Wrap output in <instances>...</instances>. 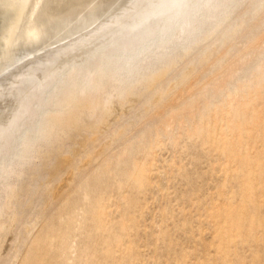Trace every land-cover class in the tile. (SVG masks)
<instances>
[{"label": "rangeland", "instance_id": "374dc122", "mask_svg": "<svg viewBox=\"0 0 264 264\" xmlns=\"http://www.w3.org/2000/svg\"><path fill=\"white\" fill-rule=\"evenodd\" d=\"M214 1L170 0L129 35L126 38L129 41L125 39L124 45L122 42L118 45H123V49L116 48L124 50L128 46L143 45L155 33L165 31L182 19L187 27L188 21L201 9L210 10ZM254 1L245 0L242 5H238V0L229 1L231 12L224 15L226 20L220 22L211 35L196 38L187 52L178 45L169 62L163 59L141 71L158 73L160 78L151 87L145 85L144 77L131 87L139 78L138 73L134 74L136 79L133 76L129 83L120 86V91L106 86V92L100 97L105 108L93 116L83 115L78 123L82 131L78 127L67 129L57 134L58 138L54 130V136L46 138V132L33 129L38 121L50 120L56 115L60 94L55 99L57 102L53 100L28 122L30 124H25L0 146V264H264L262 140L258 138L260 135L252 137L250 130L242 131L241 135L232 130V122L240 125L247 122V125L249 117L246 114L253 109H264V86H259L264 83V39H261L264 37L261 30H264V0ZM238 15L247 17L242 19L248 24L243 25L248 30L243 31V27L235 24L236 34L232 39L223 40L231 33L234 20L240 18ZM259 20L263 21L262 26L258 25L261 24ZM239 32L242 36H237ZM247 45L253 51L248 53ZM206 49L213 51L211 56ZM221 72L226 75L222 76ZM102 73L94 75L96 80L104 76ZM182 77L183 85H180ZM252 82L256 86L260 82L257 88H262L255 91L256 96ZM219 84L226 86V90L221 86L218 89ZM185 89H191V93L187 91L190 93L187 94ZM242 90L244 95L240 93ZM238 94L246 101L251 96L254 103L249 99L248 107L233 110L229 117L231 99L234 96L237 99ZM212 96L216 99L212 100ZM207 102L210 107L198 111L196 123L188 127L184 122L183 128L176 129L179 112ZM216 105L223 111L215 119L211 112ZM95 121L102 129L96 136L85 126ZM154 127L161 130L158 138L147 136L149 129ZM202 129H206L204 134H200ZM34 134L38 139H34ZM16 135L19 137H14ZM230 147L231 153H237L230 154ZM25 149L30 150V155L25 159L13 158L17 172L10 176L8 164L1 162L3 157L9 161L14 151ZM62 159H73L76 166L54 168ZM107 162L105 172L99 171ZM90 171L94 174L87 182ZM84 179L87 182L85 194L81 185ZM9 183L13 185L12 191L5 196ZM65 196L68 201H64ZM65 202L70 207L68 213L63 211V214ZM223 207L231 210V215L235 210L241 213L243 210L240 221L217 215ZM48 226L52 230L47 233Z\"/></svg>", "mask_w": 264, "mask_h": 264}, {"label": "water", "instance_id": "95a60500", "mask_svg": "<svg viewBox=\"0 0 264 264\" xmlns=\"http://www.w3.org/2000/svg\"><path fill=\"white\" fill-rule=\"evenodd\" d=\"M170 0H0V146Z\"/></svg>", "mask_w": 264, "mask_h": 264}, {"label": "bare ground", "instance_id": "6f19581e", "mask_svg": "<svg viewBox=\"0 0 264 264\" xmlns=\"http://www.w3.org/2000/svg\"><path fill=\"white\" fill-rule=\"evenodd\" d=\"M231 1H233V0H216V1H214L213 2V4H211L210 6H211V8H210V10H206L205 8V11L203 10L202 11V9H201V11L200 12H198L199 14L198 15H196L193 19H191L190 21H188L189 22V24H188V26L186 27V21H185V19L183 20H180L177 24H173V26H170V27H168L167 29H165V31L164 30H161V31H158L157 33H155L154 34V36H152V38L151 39H149V41L146 43L145 42V44H143V45H136V46H134V48H131V46H126L125 45V47H127V48H131V50H129V49H127V48H124V50H121V49H117L118 47L120 48V47H122L123 45H124V43H123V41H122V43H123V45L122 46H117V48L115 47L110 53H108L103 59H101L96 65H94L89 71H87L82 77H80L75 83H73L69 88H67L61 95H60V97H59V99L60 100H58V103L60 102V105L58 106V109L54 112L55 114V116H53V118L52 119H50V120H46V121H36L37 123L35 124V126H34V128L33 129H35L37 132H46L45 133V137L46 138H50V136L51 137H53L54 135L56 136L57 134L59 135V134H61L63 131H65V130H69V129H73V128H75V127H78V123H79V121H81L83 118H82V116L83 115H86V116H93L96 112H98V113H100L101 112V110L103 109V108H105V106L103 107V100L101 101L100 100V97L102 96V94L103 93H105L106 92V90H104V89H106L105 87L106 86H110L112 89H119V87L120 86H122L123 84H125V83H129V81L131 80V78L134 76V74L135 73H138L137 75L139 76V78L138 79H136L137 77V75L136 76H134L133 78L134 79H136V80H134V82H132L133 83V85L131 86V87H134L135 85H137L138 83H140V81H141V78H143V79H145V81H146V86L148 87H151L160 77H159V75H157L156 73H149V74H144L143 72H141V71H143L145 68H150L151 66L153 67L154 65H155V63H157V62H159V61H162L163 59H165V60H167V62H169L170 60H171V57L173 56V51L175 52V49L178 47V45L180 46V48L182 49V47L184 48V51H188L191 47H192V44H193V42H194V40L196 39V38H198V37H200V36H203V35H211V33H213L214 32V30L217 28V25L220 23V22H222V21H224V15H226L227 13H229V12H231V10H232V4L230 5H228V3H230ZM245 1V0H244ZM243 0H238V5H242V3H245ZM206 2V1H205ZM255 3H256V0L254 1ZM205 4V3H204ZM262 4V3H261ZM181 5V4H180ZM237 5V6H238ZM247 5H248V3H247ZM250 5H252V4H250ZM209 6V5H208ZM190 7V6H189ZM194 7V6H193ZM206 7V6H205ZM241 7V6H240ZM237 8V7H236ZM239 8V7H238ZM261 8V7H260ZM191 9V8H190ZM242 9V8H241ZM167 10V9H166ZM165 10V11H166ZM200 10V9H199ZM226 10V11H225ZM247 10V9H246ZM263 10V9H262ZM261 10V11H262ZM223 11L224 12H226L225 14L223 13ZM243 12H244V10H243ZM190 13V12H189ZM173 14V13H172ZM197 14V13H196ZM249 14V13H248ZM251 15V14H250ZM259 15V14H258ZM186 16V15H185ZM190 16V15H189ZM227 16V15H226ZM239 16V15H238ZM240 16H242L241 14H240ZM239 16V17H240ZM247 16V15H246ZM254 16V15H253ZM252 16V17H253ZM243 17H245V15L243 16ZM242 17V18H243ZM251 17V16H250ZM257 17V16H256ZM241 17L240 18H238L237 17V20L235 21L234 20V22L235 23H233V25H232V30H231V33L230 34H228L227 35V33H225L227 36H225L224 38H223V40H227V39H230V37L232 36H234L235 34H236V31H235V29H234V25L235 24H237V25H235L236 27H243L242 28V30L244 31V29H246L247 28V26H246V28L243 26L244 25V23L246 22H244V20L242 19ZM245 18H247V17H245ZM244 18V19H245ZM256 19V18H255ZM258 19H260V18H258ZM258 19H256L257 21H258ZM264 19V18H263ZM226 20V19H225ZM246 20H248V19H246ZM253 21V20H252ZM259 21H261V24L259 23L258 25H261L262 26V22L264 21H262V20H259ZM165 22V21H164ZM169 22H171V21H169ZM251 23V22H250ZM258 23V22H257ZM245 25H248V24H246L245 23ZM255 25V24H254ZM263 25H264V23H263ZM249 26L250 27H252L250 24H249ZM261 26L259 27L260 29H261ZM227 27V26H226ZM255 27V26H254ZM165 28V27H164ZM230 28V27H229ZM141 29V28H140ZM239 31H240V29H238ZM246 30H248V29H246ZM245 30V31H246ZM249 30H250V28H249ZM251 30H252V28H251ZM256 30V28L254 29V31ZM262 31H264L263 29H261ZM156 31V30H155ZM228 31H229V29H228ZM248 33H249V31H247ZM247 32H246V34H247ZM251 32H253V31H250V33ZM240 33H242V32H239L238 34H237V36L239 35V36H242ZM135 34V33H134ZM244 34V33H243ZM261 34V33H260ZM151 35H153L152 34V32H151ZM254 35V34H253ZM131 36V35H130ZM237 36H235V37H237ZM245 38H246V35H243ZM250 36H252V35H250ZM255 36V35H254ZM262 36V35H261ZM232 37H231V39H232ZM234 37V38H235ZM253 37V36H252ZM251 37V38H252ZM233 38V39H234ZM243 38V37H242ZM244 38V39H245ZM137 39V38H136ZM148 39V38H147ZM146 39V40H147ZM238 39H240V41H242V40H244V39H242L241 40V38H238ZM261 39H264V37L262 38L261 37ZM127 40V39H126ZM254 40V39H253ZM127 41H129V40H127ZM138 41V40H137ZM202 41V40H201ZM124 42H126V41H124ZM251 42V41H250ZM259 42V41H258ZM137 43V42H136ZM140 43H141V41H140ZM144 43V42H143ZM252 43V42H251ZM126 44V43H125ZM120 45H121V43H120ZM130 45V44H129ZM250 45V44H249ZM248 46V45H247ZM262 47V46H261ZM231 48V47H230ZM246 48V47H245ZM250 47L248 46L247 47V49H248V53H249V50L250 51H253L251 48L249 49ZM122 49H123V47H122ZM235 49V48H234ZM261 49V48H260ZM207 51H205V52H207L208 53V55H210V54H212V50L211 49H206ZM229 50V49H228ZM232 50H233V48H232ZM231 50V51H232ZM230 51V50H229ZM247 51V50H246ZM246 51H244V52H246ZM260 51H262V50H260ZM204 52V53H205ZM243 52V54H245ZM256 52V51H255ZM226 53H228V52H226ZM252 52H250V54H251ZM247 54V53H246ZM193 55V54H192ZM224 55H225V53H224ZM223 55V56H224ZM199 56V55H198ZM211 56V55H210ZM228 56V55H227ZM245 57V56H244ZM219 58H221V57H218V59ZM224 58V57H223ZM243 58V57H242ZM194 59V58H193ZM217 59V64H219V60ZM236 60V59H235ZM234 60V61H235ZM243 60V59H242ZM237 61V60H236ZM242 62V61H241ZM222 63H224V62H222ZM222 63H220V64H222ZM234 63H237V62H234ZM234 63H232L231 65H233ZM158 64V63H157ZM200 64V63H199ZM227 64H229V63H227ZM244 64V63H243ZM164 65V64H163ZM234 65H236V64H234ZM233 65V66H234ZM263 65V64H262ZM229 66V65H228ZM228 66H227V68H228ZM242 65H239V67H241ZM165 67V66H164ZM219 67V65L217 66V68ZM232 67V66H231ZM237 66H235V68H234V70L235 69H237L236 68ZM163 68V67H162ZM220 68V67H219ZM225 68V67H224ZM239 69V68H238ZM162 71V70H161ZM236 71V70H235ZM241 71V70H240ZM263 71V70H262ZM99 72H103L102 74H104V76L103 77H101L100 79H98V80H96L97 78H95L96 76H94V75H96V73H99ZM158 72H159V70H158ZM190 72V71H189ZM189 72H188V74H189ZM223 72L225 73V69L223 70ZM233 72V71H232ZM238 72V71H237ZM237 72H233V73H237ZM242 72V71H241ZM222 73V72H221ZM224 73H222V76L224 75ZM232 73V74H233ZM187 74V75H188ZM191 74H192V72H191ZM145 75V76H144ZM164 75H166V74H164ZM219 75H221V74H219ZM226 75V74H225ZM224 75V76H225ZM245 75V74H244ZM218 76V75H217ZM216 76V77H217ZM221 76V77H222ZM237 76V75H236ZM246 76V75H245ZM92 77H93V79H92ZM188 77V76H187ZM251 77V76H250ZM95 78V79H94ZM184 78L186 79V77L184 76ZM191 78V77H190ZM194 78V77H193ZM227 78V77H226ZM183 79V77L182 78H180V82L181 83H179L180 85L182 84L183 85V83H182V80ZM251 79V78H250ZM247 80V79H246ZM248 80H249V78H248ZM255 80V79H254ZM254 80H253V82H254ZM260 80V79H259ZM187 80H185V82H186ZM227 81V80H226ZM226 81H225V83H226ZM256 81V80H255ZM260 81H263L262 79L260 80ZM184 82V83H185ZM202 82V81H201ZM224 82V81H223ZM222 82V83H223ZM228 82V81H227ZM247 82V81H246ZM245 82V83H246ZM253 82H252V85H253ZM258 82V81H257ZM264 82V81H263ZM221 83V84H222ZM254 83H256V82H254ZM260 83V82H259ZM259 83H258V85H259ZM189 84V83H188ZM197 84V83H196ZM224 84V83H223ZM247 84V83H246ZM245 84V85H246ZM225 85V84H224ZM227 85V84H226ZM251 85V86H252ZM257 85V86H258ZM203 86V85H202ZM220 86H221V88L222 87H226V86H222V85H220L219 84V88L218 89H220ZM247 86V85H246ZM254 87H253V90L252 91H254V96H256V92L255 91H261L262 90V88H261V90L260 89H258L257 88V86L256 85H253ZM259 86H264V83L262 84V85H259ZM258 86V87H259ZM159 87V86H158ZM239 87V86H238ZM187 88V87H186ZM189 88V87H188ZM187 88V89H188ZM190 88H192V87H190ZM196 88V87H195ZM252 88V87H251ZM264 88V87H263ZM108 89V88H107ZM111 89V90H112ZM184 89V88H183ZM245 89H247V88H245ZM128 91H129V87H128V89H127ZM186 90V89H185ZM191 90V89H190ZM190 90H186V92L187 91H190ZM225 90H226V88H225ZM119 91H120V89H119ZM154 91V90H153ZM165 91V90H164ZM194 91V90H193ZM197 91V90H196ZM215 91H217V89L215 90ZM214 91V92H215ZM251 91V92H252ZM263 91H264V89H263ZM161 92V91H160ZM163 92V91H162ZM161 92V95H163V93ZM174 92V91H173ZM221 92V91H220ZM108 93V92H107ZM118 93V92H117ZM121 93V92H120ZM119 93V94H120ZM132 93V92H131ZM130 93V94H131ZM169 93V92H168ZM190 93H191V91H190ZM190 93H188L187 92V94H190ZM196 93V92H195ZM240 93H243V90H242V92H240ZM187 94H186V97H187ZM214 94H217V93H214ZM221 94H222V92H221ZM220 94V95H221ZM245 93H243V95H244ZM159 95V94H158ZM168 95V94H167ZM166 95V96H167ZM170 95H171V93H170ZM197 95H198V93H197ZM219 95V94H218ZM223 95V94H222ZM241 95V94H240ZM240 95L238 94V97H237V99H235V96L233 97L234 99H231V104H230V107H229V112H227V115L230 117V115L229 114H231V112L232 113H234V111L235 110H237V109H241V108H245L246 106L248 107V105H249V102H248V104L246 103L250 98H251V96L247 99V101L246 100H243V99H245V97L244 96H242V97H240ZM263 95V94H262ZM109 96V95H108ZM111 96V95H110ZM122 96V95H121ZM217 96V95H216ZM247 96H248V94H247ZM253 96V95H252ZM257 96H259V94H257ZM126 97V96H125ZM168 97V96H167ZM213 97V96H212ZM259 97H261V95L259 96ZM58 98V97H57ZM112 98V97H111ZM119 98V97H118ZM122 98V97H121ZM120 98V99H121ZM173 98V97H172ZM219 98V97H218ZM222 98V97H221ZM252 98H255V97H252ZM106 99H108V97L106 98ZM156 99V98H155ZM162 99V98H161ZM163 99H164V97H163ZM182 99V98H181ZM187 100L186 101H188V99L189 98H186ZM212 100H215L216 98L215 97H213V98H211ZM210 99V100H211ZM262 99V98H261ZM264 99V98H263ZM57 100V99H56ZM56 100H54V103L55 102H57ZM184 100V99H183ZM200 100H202V99H200ZM199 100V101H200ZM219 100H221V99H219ZM234 100H237L238 102H237V104L236 103H234ZM251 101L252 100H254V99H250ZM161 101V100H160ZM159 101V102H160ZM185 101V100H184ZM197 101H198V99H197ZM203 101V100H202ZM223 101V100H222ZM228 101V100H227ZM250 101V102H251ZM205 102V101H204ZM211 102V101H210ZM253 102V101H252ZM172 103V102H171ZM170 103V104H171ZM180 103V102H179ZM182 103V102H181ZM189 104H190V101L188 102ZM196 103V102H195ZM202 103V102H201ZM254 103V102H253ZM263 103H264V101H263ZM51 104V103H50ZM130 104V103H129ZM157 104V103H156ZM168 104H169V102H168ZM203 104V103H202ZM201 104V106H195V107H191V108H189V109H187L186 111H181V112H179L178 114H177V122H176V124H175V126H176V129H178V131L181 129V128H183L184 127V122L186 123V125H188V127H189V125H191V124H194V123H196L197 122V117L199 118V116L197 115L198 114V111L201 109L202 110V108L203 107H207V108H209L210 107V104L207 102V103H204V105H202ZM257 104H258V102H257ZM257 104H256V106H257ZM110 105V104H109ZM153 105V104H152ZM158 105H159V103H158ZM176 105V104H175ZM182 105V104H181ZM180 105V106H181ZM186 105V104H185ZM191 105V104H190ZM228 105V104H227ZM155 106V105H154ZM165 106V105H164ZM213 106V105H212ZM217 107L216 108H214V112L212 111L211 112V114H213L212 116H214V118L216 119L217 117H218V115L220 114H222L221 113V111H223L222 110V108H220V106L218 107V105H216ZM226 106V105H225ZM229 106V105H228ZM254 106V105H253ZM262 106V105H261ZM173 107H175V110H176V106H173ZM172 107V108H173ZM182 107V106H181ZM180 107V108H181ZM214 107V106H213ZM223 107V106H222ZM250 107V106H249ZM171 108V109H172ZM225 108V107H224ZM262 108V107H261ZM185 109V108H184ZM183 109V110H184ZM44 110V109H43ZM113 110V109H112ZM208 110V109H207ZM234 110V111H233ZM245 110H247V109H245ZM166 111V110H165ZM206 111V110H205ZM226 111H228V110H226ZM43 112V111H42ZM41 112V113H42ZM106 112V110L104 111V113ZM167 113H168V111H166ZM178 112V111H177ZM207 112V111H206ZM242 112H243V110H242ZM102 113H103V111H102ZM175 113V112H174ZM44 114V113H43ZM46 114V113H45ZM53 114V113H52ZM119 115V114H118ZM219 115V116H220ZM239 115H241L240 113L238 114V116ZM246 115H248V124L247 125H245L246 123H241L242 125H240L239 123H236L235 121L234 122H232L233 124H232V130L233 131H235L236 133H240V135H241V132L243 131H246V130H250L249 132H250V135L252 136V135H254V136H257V135H260V136H258V138L260 137L261 138V143L262 144H260V145H263L262 147V152H260V153H262V156H261V160H264V109L263 110H251V113L250 114H246ZM166 116V115H165ZM164 116V117H165ZM197 116V117H196ZM224 116H225V114H224ZM224 116H223V120H224ZM234 116V115H233ZM52 117V116H51ZM54 117H56V118H54ZM58 117V118H57ZM163 117V120L166 118H164ZM202 117V116H201ZM226 117V116H225ZM242 117V116H241ZM117 118V117H116ZM173 118V117H172ZM213 118V119H214ZM228 118V117H227ZM36 119V118H35ZM34 119V120H35ZM39 119V118H38ZM167 119V118H166ZM203 119V118H202ZM202 119H200V123H202ZM212 119V118H211ZM39 120H41V119H39ZM103 120V119H102ZM102 120H100V121H102ZM163 120H160V121H163ZM221 119H219L218 118V121H220ZM225 120H227V119H225ZM229 121H230V119H228ZM31 121V120H30ZM100 121H99V123H100ZM116 121V120H115ZM212 121V120H211ZM239 121V120H238ZM83 122H85L84 120L82 121V123ZM87 122V121H86ZM164 122V121H163ZM231 122V121H230ZM103 123V122H102ZM169 123V122H168ZM172 123V122H171ZM199 123V124H200ZM213 123H215V121H213ZM227 123V122H226ZM28 124H30V123H28ZM27 124V125H28ZM85 124V123H84ZM104 124V123H103ZM82 125V124H81ZM162 125V124H161ZM160 125V126H161ZM164 125V124H163ZM169 125V124H168ZM202 125V124H201ZM245 125V126H244ZM83 126V125H82ZM86 127H88L89 129L88 130H90L92 133H90V134H95V136H96V134L97 133H99L100 132V130L102 131V129H99L100 127H101V124L100 125H98V123H97V121H95V122H88L86 125H85ZM98 126H100V127H98ZM24 127H25V125H24ZM29 127V126H28ZM31 127V126H30ZM110 127V126H109ZM174 127V126H173ZM205 127V126H204ZM230 127V126H229ZM228 127V128H229ZM78 128H80V127H78ZM106 128V127H105ZM133 128V127H132ZM136 128V127H135ZM162 128H163V126H162ZM216 128V127H215ZM227 128V129H228ZM27 129H30V128H27ZM76 129V128H75ZM82 128H80L79 129V131L81 130ZM83 129H84V126H83ZM201 129V128H200ZM55 130V131H54ZM112 130V129H111ZM122 130V129H121ZM206 130V129H205ZM204 129H202L201 130V132H200V134H204L206 131H205ZM211 130V129H210ZM215 130V129H214ZM231 130V127H230V129H229V131ZM23 131V130H22ZM30 131H32V130H30ZM53 131H54V135L52 136V133H53ZM82 131V130H81ZM84 131V130H83ZM171 131V130H170ZM18 132H19V130H18ZM74 132V131H73ZM234 132V133H235ZM220 133V132H219ZM231 133V132H230ZM29 134V133H28ZM38 133H36V135H37ZM90 134H89V136H90ZM93 134V135H94ZM119 134V133H118ZM161 134V130H160V128H158V127H154V128H152V129H149V131L147 132V136L148 137H157L158 138V136ZM211 134V133H210ZM229 134V133H228ZM26 135V134H25ZM58 135H57V137H58ZM217 135V134H216ZM220 135V134H219ZM235 135V134H234ZM17 136L19 137V135H16V136H14V137H16L17 138ZM32 137H33V135H31ZM34 136H35V134H34ZM235 136H237V135H235ZM254 136H252V137H254ZM13 137V138H14ZM26 137V136H25ZM43 137V136H42ZM44 137V138H45ZM92 137V136H91ZM189 137V136H188ZM252 137H250V139L252 138ZM38 139V137H36L35 136V138L34 139ZM46 138H45V141H46ZM59 138V137H58ZM85 138H87L88 139V136H86ZM214 137L212 136L211 137V141H212V139H213ZM217 138V137H216ZM257 138V137H256ZM257 138V139H258ZM20 139V138H19ZM23 139V138H22ZM41 139H43V138H41ZM54 139V138H53ZM85 140V145H87V142H88V140ZM250 139H248L249 141H250ZM9 140V139H8ZM16 140V139H15ZM24 140V139H23ZM22 140V141H23ZM33 140V139H32ZM40 140V139H39ZM123 140V139H122ZM202 140V139H201ZM216 140V139H215ZM217 140H218V138H217ZM219 140H220V137H219ZM259 140V139H258ZM257 140V141H258ZM21 141V142H22ZM90 141V140H89ZM13 142V141H12ZM17 141H15V142H13V143H16ZM26 142H27V140H26ZM35 142V141H34ZM33 142V143H34ZM39 142V141H38ZM37 142V143H38ZM213 142V141H212ZM23 143H25L24 141H23ZM29 143H30V140H29ZM28 143V145H30ZM84 143V142H83ZM211 143V142H210ZM250 143V142H249ZM35 144V143H34ZM8 145V144H7ZM26 145V144H25ZM225 145H226V143H225ZM257 145V144H256ZM14 146H16V144L14 145ZM19 145H18V143H17V147H18ZM22 146H24L23 144H22ZM76 146V145H75ZM237 146V145H236ZM236 146L234 147V151H236ZM259 146V145H258ZM9 147H11V144H10V146ZM30 147V146H29ZM229 147V146H228ZM12 148H13V146H12ZM14 148H16V147H14ZM20 148V147H19ZM18 148V149H19ZM28 148V147H27ZM87 148V147H86ZM255 148V147H254ZM257 148V147H256ZM103 149H104V147H103ZM231 149V147L229 148V150ZM5 150V149H4ZM107 150V149H106ZM11 151V150H10ZM14 151V150H13ZM228 151V150H227ZM233 150L231 149V151H230V154H232L233 155V153H237V152H233V153H231ZM259 151H260V149H259ZM258 151V152H259ZM4 152H6V151H4ZM32 152V151H31ZM12 153V152H11ZM96 153H97V151H96ZM113 153V152H112ZM227 153V152H226ZM254 153H255V151H254ZM30 155V150L28 149V151L25 149V150H20V151H14V153L10 156V157H12L11 159H9V161L7 160L6 161V159L3 157V159H2V163H7L8 165H7V170H8V173H9V175L10 176H12V174H16V172H17V170H16V168H15V166L13 165V161H15V160H13V158H26L27 157V155ZM35 154V153H34ZM229 153H228V155L229 156H231L232 158H233V156L232 155H230ZM92 154H90V156H91ZM99 155V154H98ZM227 155V154H226ZM227 155V156H228ZM234 155H236V154H234ZM238 155V154H237ZM252 155V154H251ZM33 156V155H32ZM71 156V155H70ZM229 156H228V158H229ZM254 155H252V157H253ZM60 157V156H59ZM92 157V156H91ZM242 157V156H241ZM244 157V156H243ZM28 159H30V158H28ZM78 159V158H77ZM91 159V158H90ZM103 159V158H102ZM244 160V159H243ZM24 161V160H23ZM22 161V162H23ZM26 161V160H25ZM247 161H248V159H247ZM247 161H246V163H247ZM59 163L57 164V167L56 166H54V168H59V170L60 169H62L61 167H63V168H65V167H71L72 168V166H76L74 163V161H73V159L72 160H70V159H62V160H60V161H58ZM100 162V161H99ZM30 163V162H29ZM262 163V162H261ZM249 164V163H248ZM248 164H247V166H248ZM255 164V163H254ZM104 166H103V168H100L101 170H99V171H103V172H105V169L107 168V165H108V162L106 163V164H103ZM253 165V164H252ZM98 166V165H97ZM2 167V166H1ZM20 167V166H19ZM1 169V168H0ZM20 169V168H19ZM66 169V168H65ZM70 169V168H69ZM87 169V168H86ZM85 169V170H86ZM94 169V168H93ZM2 170V169H1ZM6 170V169H5ZM58 170V169H57ZM76 170V169H75ZM87 172H88V170H86ZM73 172V171H72ZM86 172V173H87ZM95 172V171H94ZM6 173V172H5ZM43 173V172H42ZM54 173H56V171L54 172ZM58 173V172H57ZM83 173V172H82ZM90 173L91 174H89V176H88V178H87V182L89 181V179H90V177H91V175L92 174H94V173H92L91 171H90ZM1 175V174H0ZM20 175V174H19ZM55 175V174H54ZM75 175V174H74ZM81 175V174H80ZM88 175V173L85 175V176H87ZM16 176V175H15ZM2 177V176H1ZM63 177V176H62ZM5 179V178H4ZM86 179V178H85ZM85 179H84V181L82 182V183H84V184H81L82 185V191H83V193L85 194V190H84V186L87 184V182H85ZM2 180V178H0V181ZM83 180V179H82ZM12 184L11 183H9L8 185H7V189H5V196H6V194L8 195L9 193H11V191H12ZM88 186V185H87ZM6 188V187H5ZM72 188V187H71ZM80 188H81V186H80ZM4 189V188H3ZM40 193V192H39ZM59 193H61V192H59ZM83 194V195H84ZM16 196V195H15ZM54 196V195H53ZM249 196V195H248ZM81 198V197H80ZM80 198H78V199H80ZM69 199V198H68ZM76 199V198H75ZM63 200V199H62ZM67 200V197L65 196V198H64V201H66ZM70 200V199H69ZM68 201V200H67ZM86 202V201H85ZM72 203V202H71ZM65 204H66V206H64V207H62V208H64V210L62 209V212L64 211V212H66V213H68L67 212V210H68V207H70V205H67V202H65ZM64 205V204H63ZM226 206V205H225ZM241 208V207H240ZM2 209V208H1ZM226 209V210H225ZM224 209V207L223 208H219V210L217 211V215H219V214H221V215H223V218H224V216L227 218V217H232L234 220H236V221H240V219H241V216L242 215H240V214H242L243 213V210H242V213H241V211H234V214L233 215H231L230 213V211L228 210V208H225ZM238 209V208H237ZM72 210V209H71ZM9 211V210H8ZM164 211V210H163ZM64 212H63V214H64ZM71 212V211H70ZM1 214V213H0ZM10 215V214H9ZM66 215H69V214H66ZM63 217V216H62ZM12 218V217H11ZM223 220V219H222ZM227 221V220H226ZM229 221V220H228ZM235 221V222H236ZM238 221V222H239ZM238 222H236L237 224H239ZM13 223V222H12ZM6 225V224H5ZM1 226V225H0ZM7 227V226H6ZM46 232L48 233V232H50L51 230H52V227H50V226H48V227H46ZM42 247V246H41Z\"/></svg>", "mask_w": 264, "mask_h": 264}]
</instances>
